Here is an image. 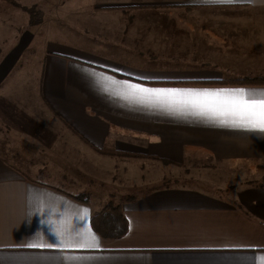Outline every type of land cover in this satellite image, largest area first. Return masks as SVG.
I'll return each mask as SVG.
<instances>
[{
    "label": "crops",
    "instance_id": "obj_1",
    "mask_svg": "<svg viewBox=\"0 0 264 264\" xmlns=\"http://www.w3.org/2000/svg\"><path fill=\"white\" fill-rule=\"evenodd\" d=\"M0 1V116L42 129L46 108L79 144L134 155H101L123 165L127 195V230L106 238L95 193L27 176L0 134V264H264V130L132 87L264 98V85L151 83L263 76L264 0H91V42L75 45L28 20L7 43L22 26Z\"/></svg>",
    "mask_w": 264,
    "mask_h": 264
},
{
    "label": "rangeland",
    "instance_id": "obj_2",
    "mask_svg": "<svg viewBox=\"0 0 264 264\" xmlns=\"http://www.w3.org/2000/svg\"><path fill=\"white\" fill-rule=\"evenodd\" d=\"M90 1L10 0V2L5 1L3 11L8 13L12 11L15 17L17 16L16 22L21 25L17 24L16 27L22 26L21 33L26 30L23 26L26 20L29 25L43 22L46 38L75 45L78 41L77 36L81 41L87 39L91 42V25L94 20L91 18L92 12L91 14L89 12ZM86 20H90L89 25L79 28L77 24L82 25ZM89 26L90 29L87 28ZM82 27H84L83 30L85 29L84 33L81 31ZM27 35L28 33L24 32L21 35L13 33L4 37L7 43L11 41L10 43L15 44ZM5 49L6 47L2 49L0 46V55ZM11 113L12 111L8 116H0V134L9 144L7 155L12 166L38 181L77 193L79 197L91 203L94 202L95 197V201L99 202L101 207L120 206L119 202L127 199L124 191L120 190L122 187L116 185L125 181L124 174L119 172L123 165L103 159L101 154L97 157L94 149L88 148L83 142L80 144L76 142L75 136L62 119L49 114L45 108V114L40 113L47 117L44 118L48 127L40 129L36 122L20 121ZM102 156L113 155L102 154ZM85 167L95 172L86 173ZM215 178L214 176L212 179ZM79 186L88 188L92 194L79 192Z\"/></svg>",
    "mask_w": 264,
    "mask_h": 264
},
{
    "label": "snow or ice",
    "instance_id": "obj_3",
    "mask_svg": "<svg viewBox=\"0 0 264 264\" xmlns=\"http://www.w3.org/2000/svg\"><path fill=\"white\" fill-rule=\"evenodd\" d=\"M142 93L154 96L162 104H183L194 109V114L208 117H233L232 123L264 130V98H250L245 89L219 90L212 94L184 93L178 89H146L132 85ZM223 93V95H220ZM72 246V245H69ZM86 247L89 245H78Z\"/></svg>",
    "mask_w": 264,
    "mask_h": 264
},
{
    "label": "trees",
    "instance_id": "obj_4",
    "mask_svg": "<svg viewBox=\"0 0 264 264\" xmlns=\"http://www.w3.org/2000/svg\"><path fill=\"white\" fill-rule=\"evenodd\" d=\"M8 1L10 0H3ZM154 84H171V85H223V84H238V85H264V75L259 77H241L222 80H193V81H161L151 82ZM99 154L113 156H134L130 153H125L109 148H97L91 146ZM90 224L93 230L102 237L116 238L125 234L127 230V222L119 205H105L101 209L93 211L90 217Z\"/></svg>",
    "mask_w": 264,
    "mask_h": 264
}]
</instances>
